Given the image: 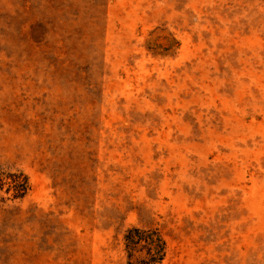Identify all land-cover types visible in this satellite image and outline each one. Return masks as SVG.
<instances>
[{"label": "rangeland", "instance_id": "obj_1", "mask_svg": "<svg viewBox=\"0 0 264 264\" xmlns=\"http://www.w3.org/2000/svg\"><path fill=\"white\" fill-rule=\"evenodd\" d=\"M141 262L264 264V0H0V264Z\"/></svg>", "mask_w": 264, "mask_h": 264}, {"label": "trees", "instance_id": "obj_2", "mask_svg": "<svg viewBox=\"0 0 264 264\" xmlns=\"http://www.w3.org/2000/svg\"><path fill=\"white\" fill-rule=\"evenodd\" d=\"M152 236L153 233H145V232H140L139 230H132L128 232V235L126 237V242H127V248L129 247H133L134 245L138 244V242L144 240L145 242H148V244H152L153 240H152ZM158 247V251L157 254H150L151 249L149 250L148 254L151 256L149 262H155V260L160 261L162 259V256H157L159 253H161V248L159 246ZM142 264H145L143 262H141Z\"/></svg>", "mask_w": 264, "mask_h": 264}]
</instances>
